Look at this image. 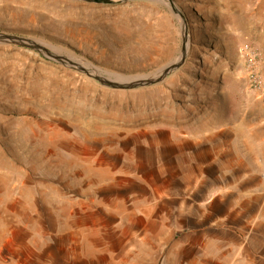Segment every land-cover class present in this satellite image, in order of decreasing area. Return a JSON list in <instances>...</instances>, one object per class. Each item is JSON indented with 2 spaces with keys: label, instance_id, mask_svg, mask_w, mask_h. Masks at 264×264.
Instances as JSON below:
<instances>
[{
  "label": "rangeland",
  "instance_id": "374dc122",
  "mask_svg": "<svg viewBox=\"0 0 264 264\" xmlns=\"http://www.w3.org/2000/svg\"><path fill=\"white\" fill-rule=\"evenodd\" d=\"M165 2L0 0V32L149 74L181 48ZM172 2L186 56L143 87L0 43V264H264V104L239 53L264 58V0Z\"/></svg>",
  "mask_w": 264,
  "mask_h": 264
},
{
  "label": "water",
  "instance_id": "95a60500",
  "mask_svg": "<svg viewBox=\"0 0 264 264\" xmlns=\"http://www.w3.org/2000/svg\"><path fill=\"white\" fill-rule=\"evenodd\" d=\"M86 2L116 4L127 0H83ZM162 1V0H161ZM166 5L170 8L172 13L180 20L181 27V48L179 54L167 62L165 65L159 67L155 72L141 75H125L117 73H102L95 69L93 66L79 61L78 58L73 56L60 54L57 49H50L38 41L18 36L10 33L0 32V43H11L22 47L30 48L39 52L44 57L55 60L68 67H75L77 70L84 72L88 76L97 80L100 84L111 88H136L147 86L161 81L169 73L177 69L184 61L187 50V34L186 24L183 13L178 7L174 5L172 0H164Z\"/></svg>",
  "mask_w": 264,
  "mask_h": 264
},
{
  "label": "built area",
  "instance_id": "2783aa9c",
  "mask_svg": "<svg viewBox=\"0 0 264 264\" xmlns=\"http://www.w3.org/2000/svg\"><path fill=\"white\" fill-rule=\"evenodd\" d=\"M239 53L246 63L249 85L258 93V97L264 104V58L246 44L240 47Z\"/></svg>",
  "mask_w": 264,
  "mask_h": 264
},
{
  "label": "bare ground",
  "instance_id": "6f19581e",
  "mask_svg": "<svg viewBox=\"0 0 264 264\" xmlns=\"http://www.w3.org/2000/svg\"><path fill=\"white\" fill-rule=\"evenodd\" d=\"M236 19H237V18H236ZM234 20H235V19H234ZM238 20H239V19H238ZM239 22H240V21H239ZM238 24H239V23H238ZM241 24H242V23H241ZM236 25H237V24H236ZM237 26H238V25H237ZM74 103H75V102H74ZM74 103H73V104H74ZM75 105H76V104H75ZM62 106H64V105H62ZM69 107H70V105H69ZM83 107H84V106H83ZM83 107H82V108H83ZM66 108H67V107H66ZM75 108H76V107H75ZM80 108H81V107H80ZM80 108H79V109H80ZM85 108H86V107H85ZM69 110H71V109H69ZM85 111H86V110H85ZM71 112H73V111H71ZM82 113H83V112H82ZM82 113L80 112V114H81L80 116H82ZM93 113H94V112H93ZM96 114H97V113H96ZM96 114H95V115H96ZM105 114H106V113H105ZM108 114H109V113H108ZM76 115H77V114H76ZM78 115H79V113H78ZM66 116H67V115H66ZM98 116H100V115H98ZM108 116H109V115H108ZM78 117H79V116H78ZM104 117H105V116H104ZM111 118H112V117H111ZM113 118H114V117H113ZM99 119H100V118H99ZM99 121H100V120H99ZM112 122H113V121H112ZM86 123H87V122H86ZM102 123H103V122H102ZM96 130H97V129H96ZM96 130H95V132H96ZM83 158H84V157H83Z\"/></svg>",
  "mask_w": 264,
  "mask_h": 264
}]
</instances>
